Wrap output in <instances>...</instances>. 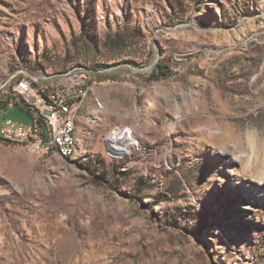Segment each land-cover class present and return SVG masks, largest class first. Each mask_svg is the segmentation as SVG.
Masks as SVG:
<instances>
[{
    "label": "rangeland",
    "instance_id": "rangeland-1",
    "mask_svg": "<svg viewBox=\"0 0 264 264\" xmlns=\"http://www.w3.org/2000/svg\"><path fill=\"white\" fill-rule=\"evenodd\" d=\"M24 76L87 94L72 158L0 132V264H264V0H0Z\"/></svg>",
    "mask_w": 264,
    "mask_h": 264
},
{
    "label": "built area",
    "instance_id": "built-area-1",
    "mask_svg": "<svg viewBox=\"0 0 264 264\" xmlns=\"http://www.w3.org/2000/svg\"><path fill=\"white\" fill-rule=\"evenodd\" d=\"M85 77V73H71L66 78L83 82ZM22 89H31V97H22ZM11 92L16 96V101L19 100V103L31 109L32 122L26 123L4 116L0 121V132L15 135V141L23 142L38 155L45 154L44 143H55L69 153L73 132L70 130V115L79 105L82 93L71 89L42 91L33 88L27 82L26 76L14 80V89Z\"/></svg>",
    "mask_w": 264,
    "mask_h": 264
},
{
    "label": "bare ground",
    "instance_id": "bare-ground-1",
    "mask_svg": "<svg viewBox=\"0 0 264 264\" xmlns=\"http://www.w3.org/2000/svg\"><path fill=\"white\" fill-rule=\"evenodd\" d=\"M29 83V82H28ZM84 83V82H82ZM30 85H32L33 88H39L42 91H66L68 89H71L73 91H76L78 93H82L81 97H79V105L76 107V109L74 110L73 114L70 115V130H72V139H71V143L69 145V153L65 152L64 149L60 148V146H58L55 143H44V150H45V154H54V155H58L60 157L63 158H72L75 154H76V149H77V137H76V132H77V117H78V111L85 99V96L87 94V90L83 87H80L78 89L76 88H72V87H59V88H50V87H40V86H36L33 85L32 83H29ZM22 97H31V89H22ZM121 133L120 132H115L114 134H112V141L115 140L117 141V146L121 144ZM115 146L116 149H118L120 152H123L124 149H122L120 146L117 147ZM112 148V146H111ZM258 182L261 185L262 188H264V176L258 178Z\"/></svg>",
    "mask_w": 264,
    "mask_h": 264
},
{
    "label": "trees",
    "instance_id": "trees-1",
    "mask_svg": "<svg viewBox=\"0 0 264 264\" xmlns=\"http://www.w3.org/2000/svg\"><path fill=\"white\" fill-rule=\"evenodd\" d=\"M169 74H170V72H169V69L166 65L158 64L157 67L155 68L154 72L152 73L151 78L159 79L161 77H167ZM12 99L13 98H11V97H7L5 99H0V118L2 117L4 112H6L8 110V106L11 104ZM17 106L32 116L31 109L22 105L21 103H17Z\"/></svg>",
    "mask_w": 264,
    "mask_h": 264
},
{
    "label": "crops",
    "instance_id": "crops-1",
    "mask_svg": "<svg viewBox=\"0 0 264 264\" xmlns=\"http://www.w3.org/2000/svg\"><path fill=\"white\" fill-rule=\"evenodd\" d=\"M9 109V108H8ZM8 111V110H7ZM6 111V112H7ZM5 116V113L2 115V117L0 118V121L2 120V118ZM2 138V137H1ZM6 139V138H5Z\"/></svg>",
    "mask_w": 264,
    "mask_h": 264
}]
</instances>
